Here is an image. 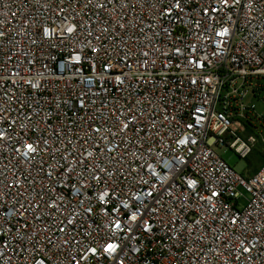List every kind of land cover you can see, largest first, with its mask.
<instances>
[{"label": "built area", "instance_id": "obj_1", "mask_svg": "<svg viewBox=\"0 0 264 264\" xmlns=\"http://www.w3.org/2000/svg\"><path fill=\"white\" fill-rule=\"evenodd\" d=\"M258 142L264 0H0V264H264Z\"/></svg>", "mask_w": 264, "mask_h": 264}, {"label": "rangeland", "instance_id": "obj_2", "mask_svg": "<svg viewBox=\"0 0 264 264\" xmlns=\"http://www.w3.org/2000/svg\"><path fill=\"white\" fill-rule=\"evenodd\" d=\"M259 110L263 111L260 104H258ZM217 154L219 157L225 161L235 172L241 174L243 176H250L253 171L258 170L263 167L262 158L264 156V143L258 142L253 152L246 158H239L232 150L228 147L225 148H217Z\"/></svg>", "mask_w": 264, "mask_h": 264}, {"label": "trees", "instance_id": "obj_3", "mask_svg": "<svg viewBox=\"0 0 264 264\" xmlns=\"http://www.w3.org/2000/svg\"><path fill=\"white\" fill-rule=\"evenodd\" d=\"M262 164H264V156L262 158ZM257 170L253 171V173H255Z\"/></svg>", "mask_w": 264, "mask_h": 264}]
</instances>
